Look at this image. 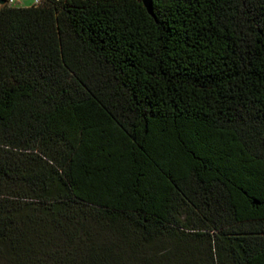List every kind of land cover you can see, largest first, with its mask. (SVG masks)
Segmentation results:
<instances>
[{
    "label": "trees",
    "instance_id": "obj_1",
    "mask_svg": "<svg viewBox=\"0 0 264 264\" xmlns=\"http://www.w3.org/2000/svg\"><path fill=\"white\" fill-rule=\"evenodd\" d=\"M0 264H264V0L0 9Z\"/></svg>",
    "mask_w": 264,
    "mask_h": 264
},
{
    "label": "water",
    "instance_id": "obj_2",
    "mask_svg": "<svg viewBox=\"0 0 264 264\" xmlns=\"http://www.w3.org/2000/svg\"><path fill=\"white\" fill-rule=\"evenodd\" d=\"M143 2L144 7L146 10L150 13L153 14V0H141ZM7 6L6 0H0V9L4 8Z\"/></svg>",
    "mask_w": 264,
    "mask_h": 264
},
{
    "label": "rangeland",
    "instance_id": "obj_3",
    "mask_svg": "<svg viewBox=\"0 0 264 264\" xmlns=\"http://www.w3.org/2000/svg\"><path fill=\"white\" fill-rule=\"evenodd\" d=\"M36 0H18L14 7H29L34 5Z\"/></svg>",
    "mask_w": 264,
    "mask_h": 264
},
{
    "label": "built area",
    "instance_id": "obj_4",
    "mask_svg": "<svg viewBox=\"0 0 264 264\" xmlns=\"http://www.w3.org/2000/svg\"><path fill=\"white\" fill-rule=\"evenodd\" d=\"M7 2V5L10 6V7H14L15 4L18 2V0H6ZM44 3V0H36L35 4L34 5H42Z\"/></svg>",
    "mask_w": 264,
    "mask_h": 264
}]
</instances>
